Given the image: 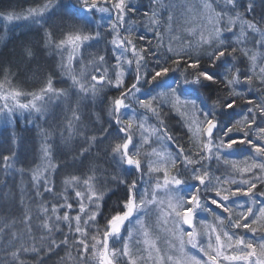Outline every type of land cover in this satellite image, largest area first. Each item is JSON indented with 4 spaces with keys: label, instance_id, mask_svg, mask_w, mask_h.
<instances>
[{
    "label": "snow or ice",
    "instance_id": "snow-or-ice-1",
    "mask_svg": "<svg viewBox=\"0 0 264 264\" xmlns=\"http://www.w3.org/2000/svg\"><path fill=\"white\" fill-rule=\"evenodd\" d=\"M0 21L37 37L0 53V264H264V0Z\"/></svg>",
    "mask_w": 264,
    "mask_h": 264
},
{
    "label": "trees",
    "instance_id": "trees-1",
    "mask_svg": "<svg viewBox=\"0 0 264 264\" xmlns=\"http://www.w3.org/2000/svg\"><path fill=\"white\" fill-rule=\"evenodd\" d=\"M15 1L18 2V0H0V2L5 3L4 6H9L10 4H13V3L15 4L16 3ZM138 2L139 3H142L143 5H147L148 0H138ZM259 11H260V9L258 7L257 8V12L259 13ZM12 32L13 33L16 32V37H17L18 41H20V42H21L22 38L25 36V33L27 34V31L26 32L23 31V27L22 26H21V28H17V29H15V31H12ZM17 39L16 38L15 39H12L8 43L5 42L4 43V46L0 49V53H4L5 55H7V53L9 51H11L12 48H13L11 46L12 45L11 42H13L14 40L16 41ZM20 42H18L17 44H19ZM5 45H6V47H5ZM31 78H32L31 75H29L27 79L30 81ZM21 79H23V77ZM34 84H35V82L33 84L32 83H27L26 85H21V86H23V87L24 86L25 87H27V86L28 87H32V86H35ZM36 86H38V85H36ZM27 136H28V138H27V147L28 148H26V149H28L29 154H26L24 157H22V160L24 161V163L26 165L32 163V161L34 159L33 158V148H34V146L37 147V142L39 140L38 138L37 139L33 138V136H31L29 132H27ZM19 181H20V177L18 175L17 176L9 177L8 178V187L9 188H13V190H15L14 189V186L17 185V184H19ZM0 191H7V189H3V190H0ZM50 264H51V262H50Z\"/></svg>",
    "mask_w": 264,
    "mask_h": 264
},
{
    "label": "rangeland",
    "instance_id": "rangeland-1",
    "mask_svg": "<svg viewBox=\"0 0 264 264\" xmlns=\"http://www.w3.org/2000/svg\"><path fill=\"white\" fill-rule=\"evenodd\" d=\"M26 0H18V2H16L15 4L13 3V4H10L11 6H16V5H24L26 2H25ZM5 5V3H2V2H0V10H2V9H6V8H8L9 6H4ZM21 26L23 27V31L24 32H26L27 31V34L25 33V36L22 38V40L24 39V38H29V39H32V40H35L37 37L34 35V34H31V33H29V31H28V29L26 28V27H24L23 25H19V26H16V27H12V26H9V28H8V36H9V39L7 40V41H0V49L4 46V43L5 42H9V41H11L12 39H17V37H16V32L15 33H13L12 31H15V29H17V28H21ZM2 31H4V24H3V22L2 21H0V32H2ZM18 42H20V41H18V39L15 41H13V42H11V46L14 48L16 45H18L17 43ZM9 47V46H8ZM11 47V48H12ZM10 48V49H11ZM12 48V49H13ZM27 83H34V80L31 78L30 79V81L28 80V82ZM35 86H32V87H26V88H29V89H31V88H33V87H38V86H36V85H38V84H34ZM25 87V86H24ZM22 124H23V122H22ZM90 127H91V125H90ZM0 128H2V126H0ZM30 133V135L31 136H34V138L35 139H37L38 137L35 135V132H32V131H30L29 132ZM25 135H26V137L28 138V136H27V133H25ZM39 139V138H38ZM79 142V138L77 137L76 138V140H74V144L75 143H78ZM38 144H39V140H38V142H37V149H38ZM28 148V147H27ZM26 154H29V152H28V149H26L25 150V152H24V154L22 155V157H24ZM37 157H38V152H37ZM33 158H34V154H33ZM69 159H70V157H69ZM37 163L39 162V160H38V158H37V161H36ZM25 180H27V178H25Z\"/></svg>",
    "mask_w": 264,
    "mask_h": 264
},
{
    "label": "bare ground",
    "instance_id": "bare-ground-1",
    "mask_svg": "<svg viewBox=\"0 0 264 264\" xmlns=\"http://www.w3.org/2000/svg\"><path fill=\"white\" fill-rule=\"evenodd\" d=\"M33 138H34V136H33Z\"/></svg>",
    "mask_w": 264,
    "mask_h": 264
}]
</instances>
